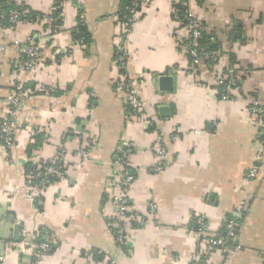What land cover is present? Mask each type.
<instances>
[{"label":"crops","instance_id":"0c3cea01","mask_svg":"<svg viewBox=\"0 0 264 264\" xmlns=\"http://www.w3.org/2000/svg\"><path fill=\"white\" fill-rule=\"evenodd\" d=\"M16 2L41 14L53 11V0ZM122 2L68 0L60 32L43 34L42 58L31 71L15 70L21 54L13 41L44 30L46 23L0 27V44L6 46L0 118L7 116L6 97L15 83L49 89L21 103L15 148L7 151L0 139L2 264H107L109 257L116 264H190L199 240L189 225L198 216L205 218L209 234L230 220L237 224L232 253L217 251L211 264H264V141L258 140L256 118L246 111L255 99L264 105V0L184 1L219 56L213 67L207 62L193 67L184 44L188 31L174 0H152L142 10L127 42V72L132 79L145 74L140 96L152 123L149 130L128 123L127 109L114 90ZM80 13L89 34L84 45L74 40ZM231 65L242 74V84L234 100L221 102L216 77ZM163 76L170 82L161 84ZM154 129L169 147L161 174L149 170L155 164ZM176 129L181 134L173 143ZM88 139H96V145L84 161L80 150ZM124 139L133 147L130 169L138 172L130 190L132 208L147 220L132 226L128 248L121 249L106 220L114 211L106 182ZM58 147L64 148L67 175L48 191L40 212L24 185L27 154L38 149L42 160H50ZM255 167L259 173L250 180L247 175ZM152 202L155 216L149 214ZM16 224L20 234L50 231L57 248L39 260L32 251L18 255Z\"/></svg>","mask_w":264,"mask_h":264},{"label":"built area","instance_id":"2783aa9c","mask_svg":"<svg viewBox=\"0 0 264 264\" xmlns=\"http://www.w3.org/2000/svg\"><path fill=\"white\" fill-rule=\"evenodd\" d=\"M68 0H53V11L58 8L59 14L54 17V12L43 14L41 21H44V30L35 32L25 40H14L13 44L19 48L21 61L15 64L16 71H31L38 66L42 52L40 40L45 32L52 35L58 34L62 26L58 23L65 18V4ZM199 1V0H193ZM175 4H182L183 10L175 8V12L182 15V24L188 31L187 38L184 39L186 53L190 58L193 67L200 66L203 62L209 63L212 67L219 62V56L216 53L206 52L201 49V41L204 38V27L201 20L188 9L186 2L180 3V0H174ZM152 0H134L132 6L126 8L131 16L126 22L121 23V33L117 37L115 45V65L116 79L114 90L118 93L127 109L128 123L141 126L144 130L151 128V122L147 117L143 100L140 96V87L145 84V74H140L138 79L130 78L127 72V63L129 61V50L127 42L131 33L135 30L140 20L142 10L150 5ZM27 10L12 9L5 13L0 10V27L5 19L10 23L11 28L22 22L27 15ZM78 20L84 21L85 15L79 14ZM84 45V40L80 41ZM6 46L0 44V67L2 64L1 54L5 51ZM57 54H62L58 52ZM247 74V72H246ZM243 76L236 66H228L222 73L216 77V90L221 102H230L234 100V93L242 84ZM12 91L6 97L7 116L0 118V139L7 151H12L16 145L17 134L20 130L18 114L21 103L36 94L49 91V89L37 85L34 88H27L17 82L13 85ZM51 91V90H50ZM246 111L255 117L259 127L258 140L264 141V105L257 99L253 100L247 107ZM154 142L151 147L155 155V164L149 169L154 174L164 172L167 162L168 145L160 131L154 129ZM40 130H36L38 134ZM181 132L176 129L172 135V141L178 142ZM96 145V139H88L80 150V155L84 161L90 159L91 150ZM133 152L131 140H122L116 150L115 169L108 177L106 182V193L113 213L107 216V224L119 245L122 248H128V233L133 225H143L146 222L144 215L139 214L132 208L133 198L130 196V190L138 178V172L130 169L129 156ZM27 161L31 165V170L26 172L24 185L27 188V197L35 202L38 210L44 209L45 198L48 191L53 185L67 175L64 148L58 147L54 156L50 160H42L39 156L38 149L29 151ZM259 173V168L255 167L249 171L247 178L255 179ZM245 203L239 206V213L244 212ZM157 205L152 202L149 205V214L155 216ZM237 224L231 220L229 222L228 234L215 232L207 233V222L203 217H195L191 220L189 230L196 232L198 243L195 251L190 258V264H211V256L217 251L226 254L232 253L233 242L235 240ZM33 236V237H31ZM21 241L16 243L18 255L33 252V259L39 260L46 254L52 252L58 246L54 235L47 230L35 228L33 231H24L20 234ZM4 262V256L0 252V264ZM107 264H116L115 259L109 257Z\"/></svg>","mask_w":264,"mask_h":264},{"label":"trees","instance_id":"16d2710c","mask_svg":"<svg viewBox=\"0 0 264 264\" xmlns=\"http://www.w3.org/2000/svg\"><path fill=\"white\" fill-rule=\"evenodd\" d=\"M133 1L134 0H123L122 4L120 6V9L118 11L120 23L126 22L128 20V17L131 16V13L128 12L126 10V8L132 6ZM184 1H186V0H180V2H184ZM175 8L180 10V11L183 10V7L181 4H175ZM12 9H19L22 11H26V10L28 11L27 15L22 19V22L23 21H28V22H33V23L39 22V20L41 18H43V16H44L41 13H37L35 11H32L25 4L17 3L16 0H0V10L2 12L8 13ZM53 12H54V17H57L59 14L58 8H56ZM8 21H9L8 18H7V20L5 19L4 21H1L3 27H5V28L11 27L10 23ZM58 25L62 26V22L58 23ZM74 40H84L85 43H87V41H89V34H88L87 28L85 26V21L78 20V28H77V30L74 31ZM208 40H209L208 36H205V33H204V38L201 41V49L206 51V52L214 53V46H211L210 43H208L209 42ZM30 170H31V165L28 163L27 168H26V172H29ZM38 211L42 212V209L39 208ZM230 219L231 218H229V220ZM228 228H229V226L226 225V227H224L220 230V233L228 234V232H229ZM40 229H43V228H40ZM43 230H46V229H43Z\"/></svg>","mask_w":264,"mask_h":264},{"label":"water","instance_id":"95a60500","mask_svg":"<svg viewBox=\"0 0 264 264\" xmlns=\"http://www.w3.org/2000/svg\"><path fill=\"white\" fill-rule=\"evenodd\" d=\"M159 81L161 82V84L165 85L167 84L168 82H170L169 78L167 76H163V77H160ZM165 87V86H163ZM165 90H169V88H164ZM165 109V108H164ZM21 226L19 224H16L15 225V239L16 240H19V237H20V233H21Z\"/></svg>","mask_w":264,"mask_h":264}]
</instances>
